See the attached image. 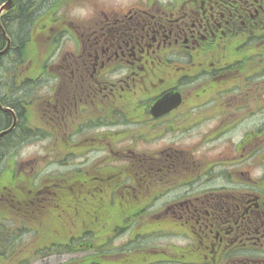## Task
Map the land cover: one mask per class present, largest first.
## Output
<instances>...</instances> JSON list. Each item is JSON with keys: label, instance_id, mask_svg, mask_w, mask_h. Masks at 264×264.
Listing matches in <instances>:
<instances>
[{"label": "flooded vegetation", "instance_id": "af4514ba", "mask_svg": "<svg viewBox=\"0 0 264 264\" xmlns=\"http://www.w3.org/2000/svg\"><path fill=\"white\" fill-rule=\"evenodd\" d=\"M6 14L5 260L264 264V0H98L65 23L37 16L31 38L54 47L29 67L1 54ZM32 148L49 177L21 158Z\"/></svg>", "mask_w": 264, "mask_h": 264}, {"label": "rangeland", "instance_id": "374dc122", "mask_svg": "<svg viewBox=\"0 0 264 264\" xmlns=\"http://www.w3.org/2000/svg\"><path fill=\"white\" fill-rule=\"evenodd\" d=\"M0 1H1L0 6L5 3V1H3V0H0ZM54 1L55 0H36V3L33 7V10L36 7L39 8V12H36V13L34 12L35 16L37 18V19L35 18L36 24H38V22H39V19H38L39 17H37V16H41L42 18H47L50 15L58 16L57 18H59L60 21L63 20V23H65L72 16H74V15L79 16L82 13H84V10H85L86 5L88 3H97L98 2V0H67V1H61V4H59V7L57 8V5L53 4ZM12 7H14V6L12 5ZM18 7L24 8L25 5L23 6V3H20V5ZM11 18H12L11 14L10 15L6 14L4 16L6 23L12 22ZM49 20L50 19L48 18L47 21H49ZM52 26H54V25H49L47 32H49V28ZM28 36H29L30 41L32 42V45L29 46L28 48H26V50H25L26 56H27L26 63L19 62L18 65L22 66V67L33 66L32 63L37 62V58H39V61L41 63H45V60H44L45 57L49 54V52L53 49L54 46L49 49V44H48V42H46L45 47L43 46L42 47L43 50H42L41 44H43V42H40L39 44H37V41L35 40V35L33 36V39H32L30 32H28ZM43 38L46 39V37H44V36H43ZM37 46L39 47V51L37 50ZM59 46L61 48L66 47V38L61 39L59 41ZM13 57H17V56H13ZM44 144H45V147L48 146L47 141H45ZM40 147H42L41 143H39V148ZM21 158L25 161H27V160L33 161V163L31 164L32 168H34L33 169L34 170L33 175L39 174V177H49V175L54 171L53 166L50 164V157L47 155V153L45 151H42L41 149H37V150H36V148L26 149L21 154ZM3 164H5V163H3ZM3 164L0 161V172H2V171H5V172L7 171L6 173H8V171L11 172V170H9V167H7L6 165H3ZM37 164H38V167H36ZM27 171H29V170H27ZM56 171H58V170H56ZM3 177H5V175ZM2 252L3 251H1V249H0V253H2ZM15 255H16L15 250H12L11 251V257H13ZM1 260H2L3 264H15L10 259H7V260L1 259Z\"/></svg>", "mask_w": 264, "mask_h": 264}, {"label": "trees", "instance_id": "16d2710c", "mask_svg": "<svg viewBox=\"0 0 264 264\" xmlns=\"http://www.w3.org/2000/svg\"><path fill=\"white\" fill-rule=\"evenodd\" d=\"M13 8L8 13L11 14L12 22H5V19H2L6 23V30L12 39V48L8 54V66H16L17 62L26 63V48L32 45V42L29 39L28 32L36 20L35 13L39 12V8L36 7L33 10V7L36 3V0H12ZM61 1L67 0H55L53 4L59 6ZM1 3V1H0ZM20 3L25 5L24 8L18 7ZM35 12V13H34ZM36 18V19H35ZM19 51H21L19 53ZM22 55V58L20 57ZM17 56V57H13ZM13 57V58H12ZM1 159V155H0ZM1 161V160H0ZM2 187V176H0V188ZM0 249L4 252V243L2 241V235L0 234ZM3 252L0 253V264L2 263L1 259L3 258ZM5 260V259H4Z\"/></svg>", "mask_w": 264, "mask_h": 264}, {"label": "water", "instance_id": "95a60500", "mask_svg": "<svg viewBox=\"0 0 264 264\" xmlns=\"http://www.w3.org/2000/svg\"><path fill=\"white\" fill-rule=\"evenodd\" d=\"M11 3H12V0H5V5H3L1 8H0V14L4 11V10H9L10 9V6H11ZM1 27V26H0ZM4 36H6V33L4 32ZM7 48L5 51H3L1 54L3 53H6L10 47V39L7 38Z\"/></svg>", "mask_w": 264, "mask_h": 264}, {"label": "bare ground", "instance_id": "6f19581e", "mask_svg": "<svg viewBox=\"0 0 264 264\" xmlns=\"http://www.w3.org/2000/svg\"><path fill=\"white\" fill-rule=\"evenodd\" d=\"M23 6H24V4H23ZM21 10H22V7H21ZM0 26H2V24H1V19H0Z\"/></svg>", "mask_w": 264, "mask_h": 264}]
</instances>
